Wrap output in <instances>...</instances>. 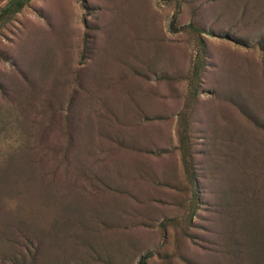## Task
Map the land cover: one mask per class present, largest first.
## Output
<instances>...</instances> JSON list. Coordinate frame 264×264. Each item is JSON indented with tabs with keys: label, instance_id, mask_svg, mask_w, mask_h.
<instances>
[{
	"label": "rangeland",
	"instance_id": "obj_1",
	"mask_svg": "<svg viewBox=\"0 0 264 264\" xmlns=\"http://www.w3.org/2000/svg\"><path fill=\"white\" fill-rule=\"evenodd\" d=\"M237 1L32 0L0 30L6 199L28 193L35 201L40 190L44 202L51 197L65 209L97 194L80 211L91 219L84 238L78 228L81 241L66 245L51 225L34 235L45 254L33 256V243L25 261L264 264V19L254 11L264 1L248 0L259 7L246 15ZM191 23L201 30L205 60L187 107L196 41L183 29ZM95 74L106 75L104 83ZM185 109L192 185L177 148ZM23 123L45 159L18 179V161L4 149L20 140ZM51 158L61 162L54 172ZM192 201L188 226H159ZM30 230L39 231L35 221Z\"/></svg>",
	"mask_w": 264,
	"mask_h": 264
},
{
	"label": "trees",
	"instance_id": "obj_2",
	"mask_svg": "<svg viewBox=\"0 0 264 264\" xmlns=\"http://www.w3.org/2000/svg\"><path fill=\"white\" fill-rule=\"evenodd\" d=\"M32 0H7L6 3L0 8V30L10 23L14 17L20 13L25 7H27ZM228 1V0H226ZM236 1V0H233ZM264 0H261V2ZM240 2L241 5L237 4ZM226 3V2H224ZM235 5L238 10L242 12L243 15H246L247 12L258 8L259 6H249L248 0H238ZM230 6V5H229ZM262 10H254L258 14V19H264V5L260 4ZM248 9V10H247ZM222 12V11H221ZM239 13V12H238ZM242 15V20L244 21V16ZM241 17V16H240ZM186 32H190L196 41V54L193 59L192 69L190 71V75L188 77V94L190 103L187 107H190L192 102H194L199 94V82L201 78L202 69L204 66L205 60V47L203 42L200 40L201 30L194 24H188L183 29ZM237 36H240L238 33H235ZM137 70H135L136 72ZM97 74V73H96ZM93 75L95 81H100V83H104L106 80L104 74L101 76ZM140 74V72H139ZM126 74H124L125 76ZM141 75V74H140ZM123 76V77H124ZM122 77V78H123ZM110 79V78H109ZM115 81H119V75L115 77ZM128 81V80H127ZM126 81V82H127ZM132 84V82L128 81L127 85ZM183 122V123H182ZM23 126H26L24 123L19 126L18 131H21L16 135V139H20L17 142L10 141L11 143L5 147V151L9 153L10 158L14 159V161L20 162V164H15V170H17V178L19 179L20 174L24 171V169H33V165L42 166L44 162V152L39 151L38 154L34 151V147L32 145V141L28 138L27 131L22 130ZM24 129V128H23ZM177 140H178V150L181 155L183 169L185 172V176L189 179V182L192 185L194 179V165L192 163V146H191V135L189 132L187 120H186V109L185 112L180 114V124L177 128ZM18 136V137H17ZM58 150L60 152V148L56 146L53 151ZM9 158V159H10ZM68 159L69 156H66ZM51 162V172H54V168L57 169V165H61V162L57 158H51L49 160ZM63 165V164H62ZM9 164L0 161V259L4 257L5 259L10 258V264H31L33 261L27 262L25 261V257L23 254V249L26 248L33 243L34 253L35 255H44L45 249L43 248V240L35 241L34 235L41 231V229H48L51 225L56 229V231L60 232V241L63 239L65 244H72L74 242L81 241L86 235V227L85 223L90 225L91 219H81L80 211L86 212V208L89 206V202L91 200H96V192L89 193L88 196H84V201L77 197H75L76 202H71L67 205L65 209H57L58 207L51 202V197H49V202H44L42 199L46 196H40L41 191L37 192V199L32 201L30 199L29 194L24 197H18L17 199L13 196V203L8 202L5 195H7V191L9 192L10 183L7 177L8 170H5L4 167H8ZM64 166V165H63ZM9 168V167H8ZM40 172L42 175L46 176V172L40 168ZM48 173V172H47ZM34 175V171L32 172ZM42 176V177H44ZM34 181V176L31 177ZM38 178V177H37ZM39 179V178H38ZM245 179V178H244ZM36 182V181H34ZM247 182V181H246ZM23 183H26L25 188L32 186L30 183L25 180ZM17 188V187H16ZM18 190V188H17ZM19 191V190H18ZM22 191V190H21ZM81 196V195H79ZM193 198H195V192L193 191ZM16 199V201H15ZM21 202V203H18ZM17 203V204H16ZM57 209V210H56ZM120 208H115L118 211ZM195 211V201L187 204L185 208V214L181 215L179 219L172 218L166 220L163 223H160V227L165 229L167 226L170 227H182L188 226L190 224V220L193 212ZM123 212L125 209L123 208ZM114 213V211H113ZM95 215V214H94ZM260 216V213L257 214L256 218ZM2 218V219H1ZM35 221L36 227L39 231L31 232L30 226ZM44 222V225H43ZM43 226V227H42ZM81 227L83 229L82 237H77L78 228ZM50 235L55 238L54 233L49 231ZM61 233L64 237L61 238ZM260 236V234H257ZM51 250V249H50ZM51 253V252H50ZM49 253V254H50ZM61 255V254H60ZM139 264H145L144 260H141Z\"/></svg>",
	"mask_w": 264,
	"mask_h": 264
}]
</instances>
